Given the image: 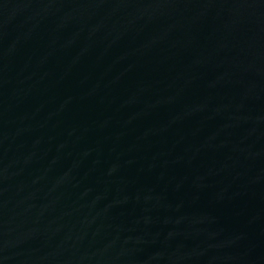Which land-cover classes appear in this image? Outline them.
Masks as SVG:
<instances>
[{
	"label": "water",
	"instance_id": "1",
	"mask_svg": "<svg viewBox=\"0 0 264 264\" xmlns=\"http://www.w3.org/2000/svg\"><path fill=\"white\" fill-rule=\"evenodd\" d=\"M0 264H264V0H0Z\"/></svg>",
	"mask_w": 264,
	"mask_h": 264
}]
</instances>
